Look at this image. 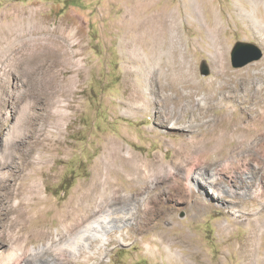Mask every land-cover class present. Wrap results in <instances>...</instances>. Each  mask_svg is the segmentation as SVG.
Instances as JSON below:
<instances>
[{
	"label": "rangeland",
	"instance_id": "rangeland-1",
	"mask_svg": "<svg viewBox=\"0 0 264 264\" xmlns=\"http://www.w3.org/2000/svg\"><path fill=\"white\" fill-rule=\"evenodd\" d=\"M134 1L138 0H0V20L26 11L27 21L32 16L46 19L66 45L65 62L49 61L51 67L43 63L38 84L11 63L21 53L33 52L27 46L32 39L13 41V47L0 55V159L6 139L23 119L24 144L34 148L30 159L41 169L37 176L28 169L3 182L16 192L22 187L28 198L23 204L27 225L15 224L17 213L8 214L15 199L5 202L7 191L1 181L3 174L18 171L20 165H2L0 160V264H8L9 254L19 248L25 253L17 264H264V56L242 67H234L232 60L238 41L257 44L264 51V4L253 11L251 0H240L257 17L253 21L237 0H150L154 5L149 14L164 9L179 36L173 42L168 33L164 43L154 47L152 38L143 43L138 26L127 21ZM191 1L199 6V16L190 15ZM45 35L42 31L27 37ZM158 63L168 72L161 81H174L177 93L190 97L151 107L138 102L128 109L127 86L138 83L148 96L143 88L148 80L156 84ZM204 66L209 69L206 75ZM172 92L167 88L162 97ZM169 110L178 124L170 122L165 128L157 119L161 113L170 117ZM110 139L149 159L160 153L164 165L150 169L154 186L120 173L124 190L113 203L128 204L162 190L166 193L161 204L172 208L149 214L139 203L125 241L115 238L103 257L61 261V254L48 248L35 260L29 252L32 246L57 234L63 241L65 226L80 222L83 212L74 209L77 203L71 199L93 181ZM186 168L194 178L199 172L217 171V183L230 184L235 195L224 192L221 199L213 195L201 199L182 179ZM179 181L182 193H171ZM34 183L47 201L31 210ZM136 191L135 198L125 196ZM91 193L86 202L93 208L103 188ZM232 202L239 213L226 207ZM33 228L42 234L33 233Z\"/></svg>",
	"mask_w": 264,
	"mask_h": 264
},
{
	"label": "bare ground",
	"instance_id": "bare-ground-1",
	"mask_svg": "<svg viewBox=\"0 0 264 264\" xmlns=\"http://www.w3.org/2000/svg\"><path fill=\"white\" fill-rule=\"evenodd\" d=\"M251 1L253 4V11L256 9H259L260 4H264V0H251ZM153 3L151 4L150 0L134 1V4L130 8L127 21L131 23V26L133 28L138 26V32H140L141 34L140 39L143 40V43H145V41H147L146 39L150 37L153 40L152 42H153L154 47L159 44L162 45L165 40L164 38L166 37L168 33H169V38L171 41L178 42V38H179L178 33L176 30H174L175 28L173 29L172 27H170V24L168 23V20H169L168 18L170 16L166 14L164 9L163 11L159 10L153 14H149V11L151 10V6L154 5ZM191 4L192 5H191L190 15H193L194 13L197 16H199L200 11H201L199 6L193 1H191ZM237 4L239 5V9L241 11L250 12L251 16L253 17V21L257 19V17L253 13H251V11L247 9L240 0H237ZM25 12L26 11H20L19 13L15 14V17L13 19L4 17L0 20V55L1 53L3 54L6 53V50L4 49H10L11 47H13V46H10L13 41H20V42L27 41V43H29L28 41L32 39L34 43L32 44L25 43V44H27L28 48L30 50H33V52L30 54L21 53L20 56L13 58L15 63L14 62H11V63L13 66H16L15 68L22 67L23 70L21 69L22 70L20 71L21 74H24V76L28 75V77H30V79L33 82L38 84V80H40V76H39L40 66L45 65V64L43 65V63L48 62L47 64H49V61H50L52 62V65H56L57 63L59 64V62H65L64 59H65L66 54H65L64 49L66 48V45L64 44V42H62L59 39L58 36H56V31L53 30L51 26L47 24L48 21L46 19H38L37 16H32V18L31 19L29 18V20L27 21ZM214 24L215 26L218 25V18ZM42 31H46L47 33V35H45L43 39L42 37L41 38L39 37L34 38L33 36L27 37L28 34L33 35L36 33H40ZM157 50H160V49H151V52H154ZM183 55L184 54H181V57H182L181 59H183ZM52 65H50V67ZM142 69L143 68H141L140 70ZM154 70L156 72L155 73L156 84H154L152 80L151 81L148 80L147 85L143 88L144 91H146L148 96H144L140 92V88H139L140 85H138V83L136 84L132 82L133 84H130L127 86L130 90V93L128 95L129 103L127 102L128 109H134L138 102L141 105L143 104L145 105V107H147L153 103L155 104V102H160V101L162 102L163 100L165 103L168 101L177 102V101H180L182 97L184 98L185 95H187L185 92L182 95L177 93L174 81L169 82V83L168 82L165 83L164 81H161V78L163 77V75L168 73L166 68H163L158 63V67L155 66ZM44 73H46V71ZM42 77L44 78V76ZM159 78L160 80H157ZM167 88L172 89L174 91L172 93L174 94L170 95V94L164 93V97H162V92L166 91ZM187 96L190 97L189 95ZM200 104H203V102ZM171 113L172 111L169 110V114ZM165 114H168V113H165ZM173 114L174 113H172L170 117H167L165 119L163 114L161 113L157 119L159 121V124L165 127V126H168L170 122H174L175 123L174 126H176L178 123L176 122L177 119L174 118L175 116ZM170 118H172V120ZM22 122H23V119L20 121L19 129L17 130V132L14 135L10 136L8 139H6V143H4L5 144L4 153L2 155V158L0 159L2 165L15 164V165H20L21 167L19 166L18 171L16 170L14 171L11 169L7 171L6 174H3L4 178L2 177V181H1L2 187L1 188L4 187L5 185L4 183H7L6 180H8V178L14 174L25 172L28 169L30 171H35L36 176L39 175V173H41V169L38 167H34L33 161L32 159H30V157L33 155L34 148H28V147L26 148L24 144V141H23L24 133H23V128H22ZM187 131L189 130L187 129ZM159 156H160V153H157L155 155V158L149 159L137 153L133 149L125 147L118 139H110L105 146L104 154L102 158L99 160L100 162L98 161L99 163H97L94 169L95 171H94L93 181L91 183L86 184L83 187V191L81 193H77L76 196L73 199H71L72 201L75 200L74 202L77 203V206L74 209L80 212H83L80 222L77 224H70V225L65 226L66 232H67L66 233L67 238L64 239L63 241H61L60 235L57 234L54 237V239L51 238L50 240H48L46 243L42 244L39 247L32 246L31 249L29 250V252L33 255L32 258H34L35 260H39L38 257L40 256V254H43L48 248L51 249L53 252L55 251L59 252L62 257L61 261L68 260V259H82V258L89 260L92 256L103 257L108 249V245L115 238L118 239L120 242L125 241V235L127 234L126 228L130 224V221H129L130 216L132 215L134 210L138 208L139 203L140 205L142 204L146 206V211L149 214L153 212L161 213L164 211V209L170 211V209L172 208L170 204L169 205L161 204L163 200L162 196L164 193H166L165 191H162V190H160L159 192H156L152 196L142 194L136 199V201L134 200L131 202L128 201L127 202L128 204H125L126 202H124V205L118 206L115 203H113L114 198L117 197V199H119L120 198L119 194L121 190H124V186L122 185L123 183H121V180H120L121 177L119 176L120 173H124L126 176H129V177H134V178L136 177V179H140L142 183H148L150 184V186L151 185L154 186L155 184L154 177L149 172H150V169L153 168L155 164L159 166L160 169L164 168L162 159ZM39 157H42V156L40 155ZM168 173L169 174L172 173V169H169ZM218 174H217V171L211 169L210 172H207V171L199 172L200 176L197 175L194 178L193 177L194 175L191 174V170L189 168H186L182 172V179L187 180V184H188L190 191H192L193 193H196V192L199 193L200 198L203 200H208V197L210 195L211 196L213 195L212 197H215V198L217 197L218 199H221L223 197L222 194L224 192L225 193L230 192L232 193L231 195H235L236 190L234 189V187L232 189L230 184L224 186L222 184L217 183V180L220 178ZM32 187L35 188V191L33 193L34 195H32L33 197L31 198L32 203L30 202L31 210L33 208L35 209L36 207L40 206L43 202L47 201V199L44 198L43 194H41L39 184L34 183ZM98 187L103 188V194L101 198L99 199L100 201H98L96 206L92 208L87 204L86 201L89 198L88 196H90V193L93 190H96ZM182 187L183 186L181 182L179 181V184L176 183L172 188H170V192L173 194H176V193L181 194ZM4 188L7 191L6 197L4 198L6 203L7 202L12 203L14 199H15V202H14L15 204L19 202L18 205L14 204L11 206L10 210L8 211V214L12 212L17 213L13 222L15 224L22 223L24 225H27L26 223L27 216H26V211L23 208V204L24 202H26V199L28 198L24 196L25 194L24 189H22L21 187L16 192L12 190L11 185H8V184ZM200 188H203L204 191H201ZM240 193L242 195H246V192L244 193V191ZM136 194H139V193L137 191L135 193L129 192V193H125V196L127 198H135L134 195ZM169 200H170V197H169ZM236 204L237 203L232 202L230 205H227L226 207L230 208L235 213H239L240 210L237 208ZM34 223H36V221ZM32 230H33V233L35 234H42V230H40L39 228L38 229L33 228ZM55 241L57 242L55 243ZM24 253L25 252L21 248L14 249L11 252V254H9V256L7 257L8 264H12V261L13 263L17 264L19 260L23 257Z\"/></svg>",
	"mask_w": 264,
	"mask_h": 264
},
{
	"label": "water",
	"instance_id": "water-1",
	"mask_svg": "<svg viewBox=\"0 0 264 264\" xmlns=\"http://www.w3.org/2000/svg\"><path fill=\"white\" fill-rule=\"evenodd\" d=\"M264 56L263 49L251 42L238 41L233 49L232 60L234 67H242L251 62L260 60ZM204 75L209 73L207 66L202 68Z\"/></svg>",
	"mask_w": 264,
	"mask_h": 264
}]
</instances>
